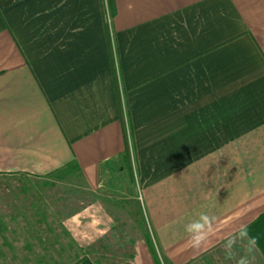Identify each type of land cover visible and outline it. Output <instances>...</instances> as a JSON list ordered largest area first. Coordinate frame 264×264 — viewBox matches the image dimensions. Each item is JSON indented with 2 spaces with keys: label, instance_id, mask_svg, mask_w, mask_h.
I'll use <instances>...</instances> for the list:
<instances>
[{
  "label": "crops",
  "instance_id": "1",
  "mask_svg": "<svg viewBox=\"0 0 264 264\" xmlns=\"http://www.w3.org/2000/svg\"><path fill=\"white\" fill-rule=\"evenodd\" d=\"M118 161L168 264L264 213V0H0V175L74 165L105 197ZM98 199L66 220L79 248L113 231Z\"/></svg>",
  "mask_w": 264,
  "mask_h": 264
},
{
  "label": "rangeland",
  "instance_id": "2",
  "mask_svg": "<svg viewBox=\"0 0 264 264\" xmlns=\"http://www.w3.org/2000/svg\"><path fill=\"white\" fill-rule=\"evenodd\" d=\"M103 182L105 197H99L87 189L75 168L42 178L0 175V264H75L83 256L92 264H122L144 247L153 264H168L155 250L139 201L131 197L127 164L112 162ZM96 198L112 218L113 231L79 248L66 220ZM227 240L186 264H235V259H226ZM236 253L237 258L243 254V245ZM254 256L253 264H264L257 248Z\"/></svg>",
  "mask_w": 264,
  "mask_h": 264
},
{
  "label": "clouds",
  "instance_id": "3",
  "mask_svg": "<svg viewBox=\"0 0 264 264\" xmlns=\"http://www.w3.org/2000/svg\"><path fill=\"white\" fill-rule=\"evenodd\" d=\"M216 220V216L201 212L197 218L185 225V232L189 234L193 247L199 248L206 243L213 232ZM257 243V239L249 235L247 228L241 226L239 231L232 235L224 244L226 259H235V264H253ZM238 245H243V254L237 258L236 248Z\"/></svg>",
  "mask_w": 264,
  "mask_h": 264
},
{
  "label": "trees",
  "instance_id": "4",
  "mask_svg": "<svg viewBox=\"0 0 264 264\" xmlns=\"http://www.w3.org/2000/svg\"><path fill=\"white\" fill-rule=\"evenodd\" d=\"M110 2H111V0H109V3ZM65 168L70 169V168H76V167L74 165H68ZM246 228L249 232V235L251 237H255L257 239V241H258L257 249L261 253L262 257L264 258V213L261 214L251 224H249ZM152 254L154 255L153 252H152ZM75 264H92V263L89 261L88 258L83 256ZM156 264H159V262L157 261Z\"/></svg>",
  "mask_w": 264,
  "mask_h": 264
}]
</instances>
